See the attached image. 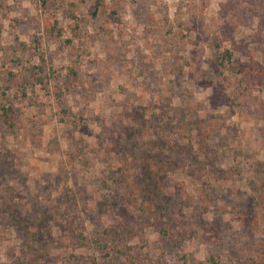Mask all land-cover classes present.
<instances>
[{"label": "rangeland", "instance_id": "rangeland-1", "mask_svg": "<svg viewBox=\"0 0 264 264\" xmlns=\"http://www.w3.org/2000/svg\"><path fill=\"white\" fill-rule=\"evenodd\" d=\"M102 1L118 18L100 43ZM213 45L218 55L245 46L264 64V0H0V77L17 57L42 58L51 86L71 81L59 97L45 85L23 96L6 82L22 120L16 133L0 123V190L16 203L0 208V264H264V79L228 86L210 69ZM121 103L146 108L155 125L176 112L192 119L184 152L170 148L175 128L158 135V151L181 167L149 178L152 192L137 200L116 171ZM56 211L62 228L48 216Z\"/></svg>", "mask_w": 264, "mask_h": 264}, {"label": "trees", "instance_id": "trees-1", "mask_svg": "<svg viewBox=\"0 0 264 264\" xmlns=\"http://www.w3.org/2000/svg\"><path fill=\"white\" fill-rule=\"evenodd\" d=\"M43 3V1H42ZM104 4L109 5L105 7L108 10L104 15L101 12V24L100 28L97 31V35L100 38V43L103 41H107L109 37L112 36L113 33L108 34L104 29L111 26L112 23H115V20L118 18L117 12L114 10V6L112 3H106L102 1L101 7L104 8ZM99 5L97 6L98 9ZM117 15V16H116ZM57 21H54V25L50 26L48 33L50 36L60 37L62 35L60 28L56 27ZM57 28V29H56ZM105 34V36H103ZM112 38V37H111ZM67 42H71V39H67ZM196 43V41H194ZM197 44V43H196ZM213 55L211 54V62H210V69L214 70L222 79L226 80V84L228 86L233 85V81H239V87L242 88L243 91L250 90L252 88V84L256 82V80H263L264 79V64L260 60H256L254 56V51H249V49L245 46L236 45L237 53H233V51L228 50H221L219 55L215 52L221 46L213 45ZM2 49L0 48V51ZM17 50L16 52H18ZM172 52L173 56L176 54V51ZM195 51H193L194 53ZM196 53H194L195 55ZM193 55V56H194ZM195 57V56H194ZM118 59V58H117ZM42 63L34 64L29 62L28 65L23 63L19 57L15 59L14 65L10 68H15L16 71H11L9 67H6L7 73L6 77H0V94L2 99L9 102L8 104L0 105V123L5 125L6 130L11 133H16L19 130L18 124L19 121V112L18 109H15L14 103L11 101L10 96L12 95L11 92L7 93L6 82L9 80L17 83V90L20 89L21 95H27V86L31 85L32 88L40 85L48 86V89H52V93L56 94L57 97L60 96V92L64 90V88H68L71 85V81H69V76L66 75L58 81V85H50V81L48 80V68L45 65V62L41 58ZM51 68V66H50ZM223 76V77H222ZM56 79V77H55ZM50 85V86H49ZM63 96V95H62ZM153 100L150 101V104ZM60 109L62 112V121L64 123L69 122L70 112L67 109V99H63L62 103L60 102ZM149 106V105H148ZM137 105L121 103L120 110L118 111L113 121L112 136L115 140L116 136L118 139L116 145L118 144V151L116 153V171L120 175L121 184L124 185L125 190L129 191L130 195L134 198L132 200L139 199V196L142 198L149 192H152V186L147 183V180L152 177H160L164 178L170 170H179L180 164L178 163L177 158H169L167 155L158 151L159 141L157 139L158 135L161 136L163 131L169 132L168 130H172L175 128L174 135L176 136L173 141L175 146H170V148L175 149L176 152L178 149L184 152L189 148H187L188 137H185L183 131H187L191 133V130L188 128V122L191 121V117L187 116L184 113H174L175 118H179L178 121L173 123L162 122L160 125H155V120L152 121V124L149 123L150 119L147 116V109L144 107L137 108ZM154 114V113H152ZM171 114V113H170ZM177 115V116H176ZM167 116H172L167 115ZM172 118V117H171ZM154 127L153 134L155 135V139L153 140L152 146L145 145L146 142L143 140L144 135L146 134L149 129ZM181 131V133H180ZM161 132V133H159ZM145 133V134H144ZM68 143L71 142L73 139L72 133L70 132L67 138ZM112 138V137H111ZM73 145H68L72 148V151L75 152V155H82L83 152L78 145V142L75 143L73 141ZM115 144V143H114ZM185 144V146H182ZM78 148V149H76ZM71 151V152H72ZM163 151V149H162ZM66 155L69 156L68 152H64ZM73 153V152H72ZM74 154V153H73ZM179 157V154H177ZM64 156V155H63ZM65 162L66 158L63 157L57 162V171L55 172V179L59 181L62 179V174L66 171L65 169ZM145 174V181L141 179L144 178ZM136 179V181H135ZM141 181V182H140ZM144 200V199H143ZM0 208L2 211L7 212H16V203L14 202L13 191L10 187H6L0 190ZM50 218L55 221V224L62 228V212L56 211L55 214H48ZM37 261V259H36ZM35 262V261H34ZM150 264H217L216 261L213 259L211 260H202V261H194L188 262L186 260L182 261H168V262H154Z\"/></svg>", "mask_w": 264, "mask_h": 264}]
</instances>
